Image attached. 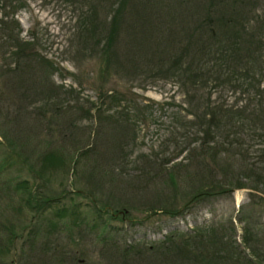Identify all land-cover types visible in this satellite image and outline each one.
Returning <instances> with one entry per match:
<instances>
[{
  "label": "rangeland",
  "instance_id": "rangeland-1",
  "mask_svg": "<svg viewBox=\"0 0 264 264\" xmlns=\"http://www.w3.org/2000/svg\"><path fill=\"white\" fill-rule=\"evenodd\" d=\"M18 2L23 5L13 10L12 5ZM110 4L112 0H7L3 9L0 3V22L1 19L9 22L12 18L19 22L20 36L34 41L38 55L57 65L52 79L62 85L58 88L61 97L58 103L62 109L55 114L54 109L45 104V99L37 100V103H43V108L37 107L42 105H36L35 99L31 101L29 96L35 95V89L26 86L18 89V83L14 86L1 82L0 264L57 263L52 257L60 252L64 253V264H121L122 260L116 259L120 257L114 255L119 247L125 248L127 244H134L128 252L127 264H148L151 253L145 250L150 243L160 241L173 230L185 233L196 226L211 225L223 226L224 238L234 246L239 243L238 250L244 246L242 236L248 235V229L252 230L257 238H249L251 247L244 248L241 262L244 264L247 256L254 262L261 260L264 256V197L260 191L254 193L250 187L254 181L250 177L241 176L244 187H230L189 199L184 194V183L188 184L184 172L185 181L177 195L172 194L171 184L162 185L149 173L143 176L138 173L143 165L140 153L148 154L154 150L159 159L164 157L168 161L171 158L170 163L185 155V150L176 157L174 155V142L169 139L172 120L175 116L183 121L195 119L188 110L196 98L189 84L182 82L177 74L179 65H172V62L178 56L184 65L191 62L196 52L193 41L199 35V30H195L199 19L205 18L208 12L226 19L232 17L238 20L235 27L237 22L259 27L264 41V0H128L117 43L119 54H128L127 66L114 75L117 80L112 83L128 97H134L144 114L136 124L132 161L118 167L122 175L101 180L89 176L93 168L85 159L75 163L74 157L66 156L65 165L43 156V150L56 147L53 140L60 136L63 126L72 118L76 126L71 130L78 137L83 135L87 141L89 134V142L96 137L92 127V120H96L94 115L69 117L67 112L65 114L63 107L73 109L76 104L73 96L63 91L74 86L78 95L96 98V84L92 83L97 63L87 52L80 53L81 48L88 49L93 39L89 38L84 46H79L73 30L81 13L93 7L98 18H105ZM233 5L236 8L231 11ZM109 18L107 15V20ZM2 31L4 33L0 24V78L18 80L14 56L8 52L3 54L5 36ZM182 49L184 52L177 54ZM243 53L246 52L243 50ZM39 56L32 55V62H42ZM222 61L227 64L225 57ZM262 61L264 66V54ZM226 64L220 71L228 69ZM253 64L259 79V93L251 87L242 90L243 85L232 88L228 84L209 82L205 87L208 91L205 98L223 103L224 107L234 111L246 107L250 119L264 120L251 113L252 109L259 111L260 107L263 112H259L264 113V69L260 71L256 62ZM210 68L211 63L206 64L205 69ZM78 81L81 87H78ZM22 90H26V94H21ZM50 94L53 95L51 91ZM248 121L252 135L256 137L253 130L259 132L264 125L259 120L254 123L257 128L254 129L252 121L247 118ZM18 132L23 136H17ZM256 138L250 137V133L243 136L246 146L252 144L249 156L264 147V143ZM166 142L167 149H164ZM97 143H103L105 147L106 139L97 138ZM216 177H220V173ZM17 183L22 185L17 187ZM29 191L32 195L30 204L26 199ZM150 249L155 251L153 247ZM209 249L213 247L210 245ZM237 256L239 253L234 257ZM216 262L223 264L218 257Z\"/></svg>",
  "mask_w": 264,
  "mask_h": 264
},
{
  "label": "trees",
  "instance_id": "trees-1",
  "mask_svg": "<svg viewBox=\"0 0 264 264\" xmlns=\"http://www.w3.org/2000/svg\"><path fill=\"white\" fill-rule=\"evenodd\" d=\"M127 1L112 0V4L107 10V15H110L108 20L107 15L105 18H98L93 12L96 10L91 7L81 13L75 21L73 31L79 46H84L83 43L88 42L89 38L93 39L89 42L88 49L84 50V47H80V53L87 52L89 57L94 58L97 63V73L93 75L95 81L92 83V85L96 84L97 95L95 99L83 97L78 95L74 86H69V89L67 88L63 92L67 93L68 96H73V103L76 104V107L73 109L63 107V109L69 117L72 115L74 117L94 115L96 120H92V127L96 130L93 134H96V137H93L90 142L88 141L89 134L87 141L83 135L78 137L76 132L71 130L72 127L76 126L73 121L74 118H72L68 124L63 126L60 136L53 140L56 147L51 148V146L42 151L45 153L43 155L45 158L65 165L66 156L74 157L75 163L85 159L91 163L93 168L89 172V176L101 180L103 178L111 180L117 174L120 175L121 172L117 170L118 167L132 161L136 145L135 139L137 138L136 124L142 117L144 118V114L137 107L136 99L133 96V98L128 97L125 92L118 89L116 83H112V81L117 80L114 75L119 74L127 66L125 59H127L128 54H119L120 51L117 50L120 22L128 8ZM6 2L7 0H0L3 9ZM21 5H23L22 2H18L11 8L14 10ZM230 8L232 11L236 7L233 5ZM4 14L6 15L7 12ZM223 17L221 15L212 16L208 12L205 18H200L195 28V30H199V35L193 41V48L196 52L193 53L191 62L184 65L179 62V56L174 57L172 62V65H179L177 74L183 80L182 82L185 81L189 84L192 94L196 98L188 110L189 113L194 114L195 119L183 121L174 115V120H172L173 128L169 139L174 142L172 144L175 146V157L183 150L186 151L183 159L170 163L171 158L168 161L164 157L159 159L158 152H154V150L148 154L140 153L143 157V165L138 174L143 176L149 173L152 179H158L162 185L171 184L169 186L173 188V195L178 194L177 192L186 176L188 184H184L186 187L188 186V189L183 188L185 189L184 194L188 195L189 199L199 198L203 194L230 187H244L245 182L241 178L242 175L250 177L254 181L250 185L254 193L260 191L261 196L264 197V147L249 156V148L252 144L246 146V142L242 141L243 136L250 133V137H257L258 141L264 143V129L259 132L253 130V134L257 135L255 137L252 135L247 118L252 121L254 129H257L254 123L260 120L264 125V120L250 119V112L246 111V107H240L234 111L224 107L223 103H216L208 97L205 98L208 93L205 91V87L209 82L216 85L228 84L232 88L243 85L242 90L251 87L256 88V93H259V79L253 70V62H256L260 71L264 69L262 61L264 41L259 34V27L240 22H237L238 25L235 27L238 20L232 17L229 19ZM0 24L4 30L2 34L5 36L2 40L3 54L8 52L14 56L19 75L18 80L1 77L0 85L1 82L4 85L14 84V86L18 83V89L25 86L35 89V95L29 96L31 101L35 99L36 105H42L37 107L43 108V103H37L39 102L37 100L42 102L41 100L45 99V104L50 105L54 109V113L58 114L62 109L58 103L61 98L58 88H61L62 85L52 79L54 71L58 69L57 65L52 60L38 55L39 51L35 48L34 41L20 36V25L17 20L12 18L8 22L1 19ZM243 33L245 38L241 39ZM242 46L243 49L240 50ZM8 49L10 51H7ZM243 50L246 53H243ZM183 52L184 49L177 54ZM197 54H206L207 56L201 55L200 57ZM32 55L39 56L42 62L33 63ZM224 57L227 59V64L222 61ZM209 63H211V68L205 69L206 64ZM191 64L194 65V68ZM225 64L228 69L220 71ZM162 69L161 67L160 70ZM209 71L211 74H208ZM174 74L176 73L174 72ZM41 79L43 81L40 82ZM241 79H244L245 83ZM77 83L80 85L78 87L82 86L81 82L78 81ZM50 91L53 95L50 94ZM26 92V90H22L21 94H26ZM195 109H200V111L197 112ZM259 111L263 112L261 107ZM259 111L252 109L251 113L255 117H264V113ZM21 134L22 132H18L17 136L22 137L23 134ZM101 137L106 139V146L108 147H104L103 143H97V138ZM122 138L124 140H121ZM39 143L36 144L39 145ZM167 145L168 142L163 148L167 149ZM218 173H220V177H216ZM20 184L17 183V187ZM26 199L30 204L32 201L30 191ZM48 204L50 205V203ZM104 225L107 223L105 222ZM211 226H196L185 233L173 230L160 241L150 243L151 245L145 250L151 253L148 264H220L216 262V257L221 259L223 264H242L240 258L242 251L244 248L251 247L248 244L249 238H257L253 236L254 232L248 229V235L242 236L244 246L238 250L239 243L234 246L231 241L224 238L223 226ZM156 245L157 247H155ZM210 245L213 247L212 250L209 249ZM151 247L155 251L151 250ZM133 248L134 244H127L125 248H116L119 254L117 252L114 257L119 256L120 258L116 259H121V264H127L128 252ZM236 253H239V256L235 258ZM63 254L60 252V254H56L57 256L52 257V260L57 261V263L51 264H64ZM113 254L115 253L111 255ZM257 254L260 257L262 255L261 252ZM67 258H70L69 254ZM263 260L264 256L257 262L247 256L244 264H262Z\"/></svg>",
  "mask_w": 264,
  "mask_h": 264
}]
</instances>
